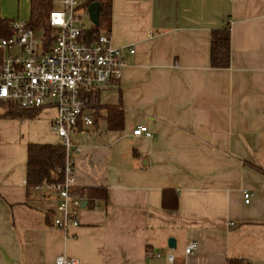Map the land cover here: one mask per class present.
Segmentation results:
<instances>
[{"label":"crops","instance_id":"1","mask_svg":"<svg viewBox=\"0 0 264 264\" xmlns=\"http://www.w3.org/2000/svg\"><path fill=\"white\" fill-rule=\"evenodd\" d=\"M95 1L112 3L101 33L124 66L99 91L94 125L75 135V172L78 187L107 196L65 235L50 219L57 196L27 189L28 144L60 142L56 112L12 118L0 108V264L62 254L81 264H264V0ZM30 13L31 0H0L10 25ZM228 23L231 65L214 68L212 31ZM108 107L123 113L114 128ZM139 125L152 136L134 135Z\"/></svg>","mask_w":264,"mask_h":264},{"label":"built area","instance_id":"2","mask_svg":"<svg viewBox=\"0 0 264 264\" xmlns=\"http://www.w3.org/2000/svg\"><path fill=\"white\" fill-rule=\"evenodd\" d=\"M49 23L56 35L49 37L44 30L29 27L28 21L14 20L9 37H0V105L22 110L55 109L53 127L65 148L63 178L35 186L34 191L57 196L54 225L67 235L81 224L86 195L76 191L75 157L82 146L75 135L95 123L94 106L89 95L122 76V51L111 43L108 32L101 33L95 42L83 39L85 25L79 13L81 0H55ZM134 52V49H131ZM136 136H152L147 125L134 129ZM249 202L253 193L244 191ZM197 243L187 244L185 252L192 253ZM158 257L161 256L157 252ZM167 259L173 263L174 255ZM53 264H81L65 254ZM244 264H254L247 262Z\"/></svg>","mask_w":264,"mask_h":264},{"label":"trees","instance_id":"3","mask_svg":"<svg viewBox=\"0 0 264 264\" xmlns=\"http://www.w3.org/2000/svg\"><path fill=\"white\" fill-rule=\"evenodd\" d=\"M95 0H88L84 5H88ZM101 4L100 24L94 25L89 29H84L83 39L88 43L96 41L101 34V28L110 27V16L112 13L111 1H99ZM56 7L55 0H31V13L28 20L29 27L36 30H44L46 35L53 37L56 30L49 23L50 12ZM13 29L0 14V37H9ZM211 65L214 68H228L231 65V26L228 23L222 28H216L212 31L211 41ZM89 101L93 103L97 110L99 105V91L89 95ZM4 110L2 116L14 118H31L36 116L40 111L22 110L15 107L0 105ZM108 127L114 128V120L117 117L123 118L122 111L116 107H108ZM97 114L95 113L94 119ZM65 148L61 142L57 143H40L31 142L27 147V189L28 192L34 191V187L45 182L61 180L63 178V168L65 166ZM86 195L88 206H93L95 198L107 196L104 188L98 187H78L76 191ZM164 206L169 207L164 198ZM53 215V213H52ZM49 216L48 218H50ZM51 221L54 224L53 217Z\"/></svg>","mask_w":264,"mask_h":264},{"label":"water","instance_id":"4","mask_svg":"<svg viewBox=\"0 0 264 264\" xmlns=\"http://www.w3.org/2000/svg\"><path fill=\"white\" fill-rule=\"evenodd\" d=\"M87 11L89 14V17L91 19V21L95 24V25H99L100 24V16H101V4L99 1H94L92 3H90L87 7ZM88 204L87 201L84 202V207H86ZM176 246V241L175 239L171 238L169 240V247L174 248Z\"/></svg>","mask_w":264,"mask_h":264},{"label":"rangeland","instance_id":"5","mask_svg":"<svg viewBox=\"0 0 264 264\" xmlns=\"http://www.w3.org/2000/svg\"><path fill=\"white\" fill-rule=\"evenodd\" d=\"M81 6H82V4L80 5V8H81ZM79 13H81L80 11H79ZM90 22H92L91 21V19H90V17L89 16H85V15H83V17L81 18V24H84V25H87V24H89ZM48 110H50V111H55V109H48ZM56 112V111H55ZM37 125V124H36ZM36 125H34L33 127L35 128V126ZM39 126V125H38Z\"/></svg>","mask_w":264,"mask_h":264}]
</instances>
